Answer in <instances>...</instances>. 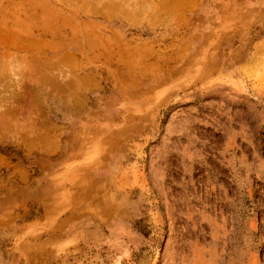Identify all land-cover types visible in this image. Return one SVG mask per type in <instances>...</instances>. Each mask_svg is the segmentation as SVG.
I'll list each match as a JSON object with an SVG mask.
<instances>
[{
    "label": "rangeland",
    "instance_id": "rangeland-1",
    "mask_svg": "<svg viewBox=\"0 0 264 264\" xmlns=\"http://www.w3.org/2000/svg\"><path fill=\"white\" fill-rule=\"evenodd\" d=\"M0 264H264V0H0Z\"/></svg>",
    "mask_w": 264,
    "mask_h": 264
}]
</instances>
